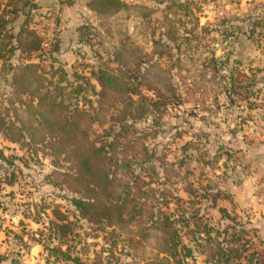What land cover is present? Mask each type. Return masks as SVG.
Instances as JSON below:
<instances>
[{
    "label": "rangeland",
    "instance_id": "1",
    "mask_svg": "<svg viewBox=\"0 0 264 264\" xmlns=\"http://www.w3.org/2000/svg\"><path fill=\"white\" fill-rule=\"evenodd\" d=\"M123 1L146 7L147 15L141 9L98 11L89 0H17L18 19L41 41L31 60L43 64L53 80L63 76L67 93L76 86L81 100L92 104L98 84L90 70L109 63L108 50L120 42L146 66L152 61L165 69L169 60L173 67L167 73L146 67L150 88L141 91L157 107L131 122L137 138H130L147 149L159 170L168 166L164 185L209 232L190 241L182 235L191 251L180 264H264V127L258 122L264 120V4ZM6 3L0 0V10ZM177 3L188 5L187 11ZM157 38L172 55L153 52ZM257 136L249 151L240 144ZM52 168L46 158L0 136V264H74L55 257L48 250L52 245L85 264H150L156 253L151 237L141 236L137 227L91 229L75 215L70 192L50 177ZM53 207L73 223L62 241L48 230V220L56 219ZM212 236L217 244L227 239L239 256L228 261L213 256Z\"/></svg>",
    "mask_w": 264,
    "mask_h": 264
},
{
    "label": "trees",
    "instance_id": "2",
    "mask_svg": "<svg viewBox=\"0 0 264 264\" xmlns=\"http://www.w3.org/2000/svg\"><path fill=\"white\" fill-rule=\"evenodd\" d=\"M88 3L98 11L141 9L142 16L147 15L146 7L123 0ZM6 4L7 9L0 10V136L32 156L47 159L53 167L50 177L70 192L68 199L75 215L91 229L137 227L141 236L151 237L156 252L148 263L180 264L191 251V242L183 241L182 235L190 241L209 232L200 225L195 212L183 209V200L173 188L164 185L162 173H168L164 170L168 166L159 170L147 149L130 138H137L131 122L157 107V101H147L141 91L150 88L148 80L144 81L146 67L157 66L167 73L172 64L167 60L166 68L161 69L151 61L146 66L145 60L120 42L108 50L106 58L112 65L99 62L90 70L98 90L94 104L83 102L80 89L74 86L67 93L60 84L63 76L53 80L43 64L31 60L40 49V37L25 19H18L22 6L17 0H7ZM176 7L188 9L182 3ZM152 42L157 55H172L159 38ZM52 214L57 220H48V230L62 241L73 223L57 207L52 208ZM212 239L216 258L226 256L228 261L239 256L227 239L222 237L221 244L214 236ZM48 250L55 257L85 264L60 245Z\"/></svg>",
    "mask_w": 264,
    "mask_h": 264
},
{
    "label": "crops",
    "instance_id": "3",
    "mask_svg": "<svg viewBox=\"0 0 264 264\" xmlns=\"http://www.w3.org/2000/svg\"><path fill=\"white\" fill-rule=\"evenodd\" d=\"M258 1L264 4V0H258ZM258 122L261 123V125L264 127V120H261V121H258ZM247 137H250V136H245V138H247ZM251 137H252V136H251ZM258 137H259V136L255 137V140H253L254 142L252 141V142H250L249 144H247L248 141H246V143H244V144H243L242 141H241L240 144L244 145V148H246V149L249 147V149H248V151H249V150L252 148V145H256V143L258 142ZM262 137H264V135H263ZM262 137H261V138H262ZM253 138H254V137H253ZM260 145H261V144H260ZM262 147L264 148V138H263V145H262ZM256 148H258V147H256ZM259 149H260V148H258L257 151H259ZM250 152H251V151H250ZM255 155H256L257 157H259V154H256V153H255ZM262 155H263V154H262ZM262 161H263V160H261V162H262ZM261 165H262V164H261ZM263 166H264V163H263ZM250 185H251V184H250ZM246 188H247V191L249 192V191H250V190H249V189H250V186L247 185ZM261 198H262V202H263V203H262V206L264 207V193L261 195ZM260 205H261V203H260ZM258 215H259V214H258ZM258 215H257V216H258ZM259 216H260V215H259Z\"/></svg>",
    "mask_w": 264,
    "mask_h": 264
}]
</instances>
